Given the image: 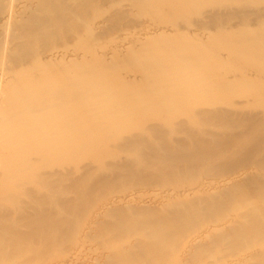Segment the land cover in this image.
<instances>
[{"label": "rangeland", "instance_id": "374dc122", "mask_svg": "<svg viewBox=\"0 0 264 264\" xmlns=\"http://www.w3.org/2000/svg\"><path fill=\"white\" fill-rule=\"evenodd\" d=\"M9 7L16 36L14 21L36 3ZM57 15L35 68L16 67L11 54L0 64V173L20 150L18 133L57 110L68 115L60 122L82 129L83 144L74 159L67 148L58 154L61 163L31 153L33 165L0 178V205L12 218L15 204L30 215L51 207L46 214L68 228L0 264H264V0H97L71 19L68 8ZM64 63L84 78L83 110L75 101L71 112L35 102L19 110L16 90L36 99ZM214 113L255 121L226 123ZM164 133L179 157L163 149ZM196 135L213 148L192 146ZM52 142L31 144L43 152ZM258 215L261 228L245 234Z\"/></svg>", "mask_w": 264, "mask_h": 264}, {"label": "bare ground", "instance_id": "6f19581e", "mask_svg": "<svg viewBox=\"0 0 264 264\" xmlns=\"http://www.w3.org/2000/svg\"><path fill=\"white\" fill-rule=\"evenodd\" d=\"M32 1L36 3V11L23 22L20 21L18 23L14 21L15 23H17L16 25H14L18 33L16 34V36H11L10 32L13 26V23H11V19H13V12L9 5L13 3L14 0H0L1 65L4 64V59L6 58L7 54H11L9 62H13L16 67L35 68L39 63L41 44L46 43L50 40L51 34L54 33L57 29V27L55 26H57L61 22V19H58L56 17L58 16L57 13L59 14L62 9L65 10V8H68V18L71 19L72 16H75L78 13H82L84 9L97 2V0ZM84 63L85 62H82L81 64L83 65ZM61 71L62 73L60 74V76L56 77L54 79V82H51L53 86L45 89H40V93L37 94L38 97L36 99L32 101L30 98L23 99L20 97L19 92L21 91L16 90V94H14L12 102L19 108V110L23 112L30 111L31 106L34 105V102L37 104L39 110L41 111L49 110L52 105H60L62 106L61 108H63L66 112H71V104L74 101L77 105V109L83 110V104L86 102L88 96L83 88L84 78L82 74H77L74 76V66H71L67 63L62 64ZM60 90L64 92L58 94ZM60 113L61 112H58V110L55 111L48 121L41 123L36 129L27 128L24 129V131L18 133V146L20 145V150L14 152L12 157L7 161L3 160V171L0 173V178H2V180H14V172L16 171V168L22 167L26 169L33 165L30 161L31 153L40 154L43 159L42 162L46 164H54L61 163L58 154H60L65 148H67L69 149L67 156L74 159L75 152L83 144L82 140L84 138V132L82 131V129L79 131H73V126L70 123L60 122V117L68 116ZM234 114L235 113H214L213 117H218L219 119L225 118L226 123H233L239 120H251V122L255 121V116L241 114L236 116ZM233 116L236 117L233 118ZM69 120L72 121L71 115L69 116ZM260 125H264V120L260 121ZM45 126L48 128L51 135L45 132ZM17 128L22 129V127ZM55 129H57L56 132ZM59 129L61 130L62 137L60 136ZM70 133H73V136H70ZM231 137L236 138L235 136ZM162 139L163 149H165L167 152L169 151L174 157H179L180 153L170 141L171 138L164 133L162 134ZM46 140L53 141L52 144H54V146L51 150L39 152V146L35 143L31 144V142H43ZM201 143H203L204 146H202L204 149L208 150L213 148V146L210 147V143L207 140L199 137L198 135H196V138L191 145L193 146L195 144L198 145ZM178 145L182 147L188 146V144L183 141H180ZM240 160H248V157L243 156L240 158ZM31 177L32 175L29 174L24 178V180L31 182ZM34 179H37V177H34ZM73 183L74 185H72L74 187H76V185L82 186L81 181H76V183ZM260 190L264 191V187H261ZM31 196H34L32 192ZM14 207L18 211H16L18 215L17 217L15 216V218H12L10 216V214L12 213L11 209H9L8 207L5 208L3 203L2 205H0V262L10 258V256H12L14 253L20 252L28 246L30 247L31 242L33 243L37 239V237H39L42 241H45L46 239L43 235H46L47 239L53 242L57 240L60 234L68 228L66 226L68 220L64 218L58 220L56 215H54V213H56L55 211H52L54 212L53 214H46L45 210L51 207L34 209V213L36 215H30L29 213L27 214V211L23 210L25 209L24 205L15 204L13 208ZM38 215H44L45 217ZM261 217L262 215H258L252 218L249 224L244 227V233L247 234L249 232L259 230L262 226ZM159 218L163 219L164 228L167 229L169 220H167V218L165 217ZM52 222H54L53 226H51ZM22 228H25V230H23ZM175 237H172L170 239L172 240ZM170 239L166 240V238H161V240H165L162 242H169L171 241Z\"/></svg>", "mask_w": 264, "mask_h": 264}]
</instances>
